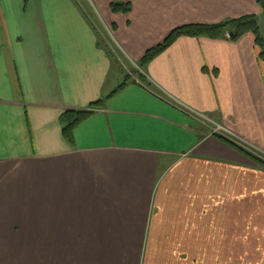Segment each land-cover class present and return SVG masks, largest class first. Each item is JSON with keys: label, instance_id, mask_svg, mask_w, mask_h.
<instances>
[{"label": "crops", "instance_id": "1", "mask_svg": "<svg viewBox=\"0 0 264 264\" xmlns=\"http://www.w3.org/2000/svg\"><path fill=\"white\" fill-rule=\"evenodd\" d=\"M114 1L0 0V264H264V164L216 134L264 155L255 37L139 64L257 0Z\"/></svg>", "mask_w": 264, "mask_h": 264}, {"label": "trees", "instance_id": "2", "mask_svg": "<svg viewBox=\"0 0 264 264\" xmlns=\"http://www.w3.org/2000/svg\"><path fill=\"white\" fill-rule=\"evenodd\" d=\"M262 13L264 16V0H257ZM112 12L115 14H127L131 10V5L122 2V0H115L111 5ZM260 17L257 16H245L240 19L226 21L216 25H203L194 24L187 25L173 30L166 40L160 45L148 50L144 57L140 60V67L145 68L159 55L164 53L168 48H170L178 39L182 37L189 38H208V39H221L230 35V39L233 41H238L246 35H253L255 37V44L259 51V58L264 62V38L260 33ZM126 86V83L119 86L112 94H116L121 91ZM103 106V101H98L92 105V108L98 109ZM92 115L89 111H78V112H68L64 115L65 129L64 133L68 141L74 142V130L85 120H87ZM220 139L230 143L236 149L244 153L245 155L251 157L259 163L264 161L254 154L245 151L244 149L237 146L232 141L218 136Z\"/></svg>", "mask_w": 264, "mask_h": 264}, {"label": "built area", "instance_id": "3", "mask_svg": "<svg viewBox=\"0 0 264 264\" xmlns=\"http://www.w3.org/2000/svg\"><path fill=\"white\" fill-rule=\"evenodd\" d=\"M216 131H220V129H216ZM219 134L220 136H223L225 138L230 139L232 142L236 143L238 146H240L242 149H244L245 151L254 154L256 157L262 159L264 161V155L262 153H260L259 151L255 150L254 148H251L247 145H245L244 143H242V141L240 139H238L236 136L232 135V134H224V133H216ZM214 134V135H216ZM223 134V135H222Z\"/></svg>", "mask_w": 264, "mask_h": 264}, {"label": "rangeland", "instance_id": "4", "mask_svg": "<svg viewBox=\"0 0 264 264\" xmlns=\"http://www.w3.org/2000/svg\"><path fill=\"white\" fill-rule=\"evenodd\" d=\"M260 33H261V36L264 38V19H262L261 21H260ZM131 71H133V70H128L127 71V74L129 75L130 73H131ZM135 75V74H134ZM219 129L220 130H224V128L223 127H219Z\"/></svg>", "mask_w": 264, "mask_h": 264}]
</instances>
